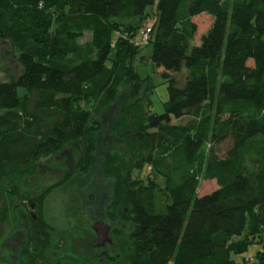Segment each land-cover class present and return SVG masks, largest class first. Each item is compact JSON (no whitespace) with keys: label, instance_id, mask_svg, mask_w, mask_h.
<instances>
[{"label":"trees","instance_id":"trees-1","mask_svg":"<svg viewBox=\"0 0 264 264\" xmlns=\"http://www.w3.org/2000/svg\"><path fill=\"white\" fill-rule=\"evenodd\" d=\"M204 13L213 23L191 45L193 18ZM0 38L22 66L16 78L0 79L1 249L28 215L18 256L37 264L44 220L31 210L64 180L39 189L35 162L51 149L72 154L61 149L70 141L77 172L103 167L108 193L101 202L103 194L92 195L112 225V257L125 264H264V248L254 261L233 258L252 243L264 246V0H0ZM143 47L163 69L168 100L163 112H152L144 95L133 118L114 121L113 135L131 145L116 161L100 146L122 97L140 96L151 80L136 66ZM186 116V124L173 122ZM204 179H217L218 188L201 196ZM13 213L22 221L6 232Z\"/></svg>","mask_w":264,"mask_h":264},{"label":"rangeland","instance_id":"rangeland-1","mask_svg":"<svg viewBox=\"0 0 264 264\" xmlns=\"http://www.w3.org/2000/svg\"><path fill=\"white\" fill-rule=\"evenodd\" d=\"M150 19V23H148L147 25L152 24L155 19V15H153ZM193 20L198 25V32L195 36V39L192 40L191 45H199L201 43L202 35L206 33L207 30L211 27L213 18L209 14L204 13L194 17ZM142 31L143 30H141L137 35V39H139V41H142ZM89 38L90 34L87 33L85 34L84 38H82L81 42H87ZM16 54L17 53L12 50L10 44L0 38V79L11 80L16 78L21 73L22 66L19 63ZM150 54V48L143 47L142 55L144 56V58L137 61L136 66L139 73L143 77L151 76V80L148 78V80L144 83V87L142 88L140 96L136 97L133 96V93L127 92L129 93L127 98L122 97L123 99L120 100L121 105H119L120 109L119 111H117V117L111 119V122L106 125L107 130L110 132V137L108 139H104L100 146L101 151L104 152V157L108 154H112L117 161V152L123 151L126 155L131 153V145L129 144L130 140H124L123 136L121 135H113V124H115L116 121L120 122L121 124L123 122L127 123L129 115H131L130 118H133L134 115L132 114L135 111L139 110V108L141 107L140 103H138V100L141 99L142 101H144V99H142L144 95L148 94L153 100L151 108H149L148 105H145V110L147 109L148 111H150L151 109L152 112L159 113L164 111V103L168 100V87L167 83L161 76V71L163 69L158 68L153 63ZM185 73L186 70L178 73V76L183 79ZM155 85L156 87H154ZM154 88L155 90L154 92H152ZM120 90L128 89L126 87H121ZM145 90H148V93L145 94ZM21 91L23 90L21 89ZM107 110L108 109H104L102 111V115L99 117L101 122H103V115L107 113ZM190 119L191 117L187 116L180 119L174 118L173 122L176 124H186ZM41 126L43 127H41L39 130H41L43 134L50 133V128H46L43 123ZM131 131L135 132L134 130ZM73 148L74 147L71 145L70 141H67V144H65L61 149L64 151H70L72 154L66 153L64 156H62L59 149H51L48 150L49 153L41 157L39 161L35 162V171H40V173L38 172V176L33 179H36V182L33 185H36L39 181V189L46 187L47 185H50L54 182L64 180L62 186L58 189H55L54 191H51L47 195L45 200L41 201L40 199H37L39 201L37 204V208L31 210V212L37 213V216L39 217L38 220L42 221L43 218V220L45 221L39 223V225L41 224V226H43L42 230L49 231L52 229L51 226H55L57 228L55 238L59 243L62 242L60 241L62 240L60 238L61 232L67 233L68 235H74V233H76L77 235L80 234L82 230L84 231L85 228L91 230V225L93 224L96 216L101 217V220L105 223L111 224L106 217L104 205L100 203L102 200L104 201V198L109 190L107 182L105 181L102 173L103 167L100 168L95 164L90 173L81 175L76 171L77 167L75 166V156L77 153ZM24 154L26 156V153ZM101 155L102 154H100V156ZM29 178H27V180H31ZM217 188V179H204L201 181V185L198 190L199 195L202 196L204 194L210 193ZM39 189L37 190V192L40 191ZM93 192L104 195L102 199H99L97 198V196H95V198L99 199L100 202H98L93 197ZM34 193L36 194V191ZM7 203L10 204L11 201L9 200V202L7 201ZM17 204L18 202L14 201V203L10 206L13 208ZM18 209L19 210L17 211L20 212L21 209ZM9 218L13 220V223L9 224V222L6 221L8 223L6 225V232H9L13 225H16L18 222L22 221V216H15L14 213L12 214V216H9ZM23 218L24 222L21 225L22 229L14 234V237L10 239V243L7 242L8 248H5L4 244L3 246H1L3 248H0V264L4 263V256H6V258L8 259H11V256L15 253L14 249L20 246V244H22L23 242H26V236L24 234H27V231L30 227V220L32 219H30L31 217L28 215L24 216ZM70 221L74 222H72L73 225L71 226ZM39 231H41V229ZM88 238V240L91 242L95 240L94 234L92 233L88 235ZM53 242H55V239ZM263 248L264 246L262 243L255 242L252 243L249 246L248 250H246L245 252L239 254L234 253L233 258L238 261H254V256L256 255L257 251L262 250ZM108 251L112 253V255H114V253L117 251V245L115 241L112 245H109ZM249 263L254 264L251 262ZM121 264H125V262L121 261Z\"/></svg>","mask_w":264,"mask_h":264},{"label":"flooded vegetation","instance_id":"flooded-vegetation-1","mask_svg":"<svg viewBox=\"0 0 264 264\" xmlns=\"http://www.w3.org/2000/svg\"><path fill=\"white\" fill-rule=\"evenodd\" d=\"M34 217L36 218L35 215ZM97 217L98 216L95 217L93 224L91 225V230L85 228L84 231L82 230L81 233L77 235L76 233H74V235H68L67 233L61 232V243L57 242L55 238L57 233V228L55 226H51L52 229L49 231L44 230L43 235L37 232V235H42V238L44 239L40 238L43 241L40 239L37 240V244H39L40 241L42 242L40 244L41 246L37 247V264H121V260H117L116 257H112V253L108 251L109 245H112L114 242L111 235L112 225L102 221L101 217H98L99 219ZM72 222L73 221H70V226L73 225L74 222ZM98 222H103L111 226L109 233V237L111 239L110 243H101L99 235L94 229V225ZM28 232L29 230L27 233ZM90 233L94 234L95 237V240L92 242L88 240V235H90ZM24 235L27 238V234ZM13 237L14 235L6 240L4 244L5 248H8L7 242L10 243V239ZM54 239L55 242H53ZM25 243L26 242H23L20 246L14 249V252L17 255L14 253L11 256V259L4 256L3 264H26V262L19 259L18 256L20 248L23 247Z\"/></svg>","mask_w":264,"mask_h":264},{"label":"water","instance_id":"water-1","mask_svg":"<svg viewBox=\"0 0 264 264\" xmlns=\"http://www.w3.org/2000/svg\"><path fill=\"white\" fill-rule=\"evenodd\" d=\"M94 229L98 233L102 244L111 242V239L109 237V233L111 230L110 225L105 224L103 222H98L96 223V225H94Z\"/></svg>","mask_w":264,"mask_h":264},{"label":"built area","instance_id":"built-area-1","mask_svg":"<svg viewBox=\"0 0 264 264\" xmlns=\"http://www.w3.org/2000/svg\"><path fill=\"white\" fill-rule=\"evenodd\" d=\"M150 29H147V31L144 32V40H147L149 37Z\"/></svg>","mask_w":264,"mask_h":264}]
</instances>
